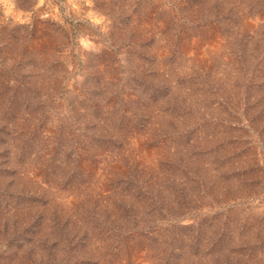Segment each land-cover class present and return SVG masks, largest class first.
<instances>
[{
    "label": "rangeland",
    "instance_id": "1",
    "mask_svg": "<svg viewBox=\"0 0 264 264\" xmlns=\"http://www.w3.org/2000/svg\"><path fill=\"white\" fill-rule=\"evenodd\" d=\"M0 264H264V0H0Z\"/></svg>",
    "mask_w": 264,
    "mask_h": 264
}]
</instances>
